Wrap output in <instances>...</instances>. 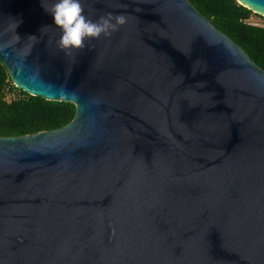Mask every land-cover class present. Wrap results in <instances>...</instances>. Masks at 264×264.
Instances as JSON below:
<instances>
[{
	"label": "water",
	"instance_id": "water-1",
	"mask_svg": "<svg viewBox=\"0 0 264 264\" xmlns=\"http://www.w3.org/2000/svg\"><path fill=\"white\" fill-rule=\"evenodd\" d=\"M55 2L0 0L14 87L75 107L0 137V264H264V71L189 0H81L127 22L68 53Z\"/></svg>",
	"mask_w": 264,
	"mask_h": 264
},
{
	"label": "trees",
	"instance_id": "trees-1",
	"mask_svg": "<svg viewBox=\"0 0 264 264\" xmlns=\"http://www.w3.org/2000/svg\"><path fill=\"white\" fill-rule=\"evenodd\" d=\"M189 2L264 71V27L250 23L253 16H260L235 0ZM74 116L75 107L70 103L47 101L19 91L0 62V137H20L60 129Z\"/></svg>",
	"mask_w": 264,
	"mask_h": 264
},
{
	"label": "clouds",
	"instance_id": "clouds-1",
	"mask_svg": "<svg viewBox=\"0 0 264 264\" xmlns=\"http://www.w3.org/2000/svg\"><path fill=\"white\" fill-rule=\"evenodd\" d=\"M43 7L61 31L58 47L68 53L84 48L89 39H98L101 35L111 36L112 32L118 31L119 26L127 22L125 15L113 16L111 13L93 21L83 14L81 0H56L50 8ZM28 38L35 40L37 37Z\"/></svg>",
	"mask_w": 264,
	"mask_h": 264
},
{
	"label": "rangeland",
	"instance_id": "rangeland-1",
	"mask_svg": "<svg viewBox=\"0 0 264 264\" xmlns=\"http://www.w3.org/2000/svg\"><path fill=\"white\" fill-rule=\"evenodd\" d=\"M250 23H252L256 26L264 27V19L262 17L253 16L250 19Z\"/></svg>",
	"mask_w": 264,
	"mask_h": 264
}]
</instances>
